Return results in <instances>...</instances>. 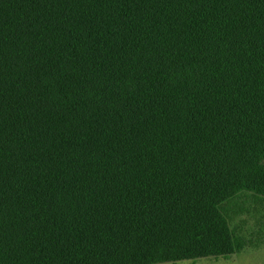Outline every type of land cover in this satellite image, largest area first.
<instances>
[{
    "label": "trees",
    "instance_id": "trees-1",
    "mask_svg": "<svg viewBox=\"0 0 264 264\" xmlns=\"http://www.w3.org/2000/svg\"><path fill=\"white\" fill-rule=\"evenodd\" d=\"M264 198V0H0V264L226 258Z\"/></svg>",
    "mask_w": 264,
    "mask_h": 264
},
{
    "label": "rangeland",
    "instance_id": "rangeland-1",
    "mask_svg": "<svg viewBox=\"0 0 264 264\" xmlns=\"http://www.w3.org/2000/svg\"><path fill=\"white\" fill-rule=\"evenodd\" d=\"M237 202L243 209L230 222L235 233L246 239L247 246L226 258H203L162 264H264V198L242 195Z\"/></svg>",
    "mask_w": 264,
    "mask_h": 264
}]
</instances>
